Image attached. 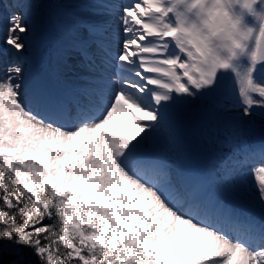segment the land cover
Masks as SVG:
<instances>
[{"label": "snow or ice", "instance_id": "obj_1", "mask_svg": "<svg viewBox=\"0 0 264 264\" xmlns=\"http://www.w3.org/2000/svg\"><path fill=\"white\" fill-rule=\"evenodd\" d=\"M34 2L9 0L14 10L4 42L17 52L25 47L21 34L29 30L24 19ZM161 4L139 0L123 8L124 38L115 60L127 75L118 77L114 91L98 89L99 103L81 107L77 101L74 115L38 87L40 112L26 109L14 83L20 67H9L0 79V264L5 253L16 257L8 264H29L25 249L40 264H264V226L234 217L212 199L182 198L165 164L140 156L169 107L213 88L221 72L201 71L187 50L180 51L186 61L164 55V41L173 36L163 22L171 9ZM7 7L0 0V10ZM68 19L67 39L53 52L57 73L74 54L90 57L88 41L78 35L84 22L75 14ZM256 55L247 82L242 72L235 78L245 117L253 106L264 107V99L253 98H264V86L255 81L264 66V33ZM255 180L264 201V156ZM45 218L58 224H42Z\"/></svg>", "mask_w": 264, "mask_h": 264}, {"label": "rangeland", "instance_id": "obj_2", "mask_svg": "<svg viewBox=\"0 0 264 264\" xmlns=\"http://www.w3.org/2000/svg\"><path fill=\"white\" fill-rule=\"evenodd\" d=\"M124 2L127 3L128 0H124ZM122 3L123 0H57L56 3H53V0H37V2L33 3V14L30 17L26 16L24 19V23L28 26L29 30L26 34H21V42L25 45L24 49L17 52L11 46L7 45L4 42L7 36H4L2 43H0V51L4 55L5 60L12 64L11 66H8L6 63V67H20L22 69L21 74L14 79V83L21 85L20 99L26 109L34 112L30 100H27L29 96L22 88L27 79L34 78V71L32 73L33 66L40 67L44 65L45 69L43 70L47 71L50 75H53L54 77L52 78H54V80L64 84L53 81L54 84L64 86L63 88L70 93L71 97L68 98L69 104L71 101H78L81 107H86V105L89 106L90 102L99 103L98 89L107 87L108 85H110V88L108 89L110 91L118 89L119 84L116 81L122 74L120 72L121 69L117 67L115 59L113 64L107 66V68L106 66L102 67L103 72H101V74L95 73L97 78L91 81H88L87 79L83 80L85 74H83V68L79 65L82 61L76 56L70 58L67 65H63L58 73L55 71V66L53 67V72L51 68H46V66L49 64L50 58L53 57V52L57 46L64 43L67 39L66 34L63 31V26L72 22L68 19V14H75L84 22V26L78 29V35L81 39L85 41L96 40L103 33L107 32L110 34L111 32V29H107L108 31H106L105 28L107 27L102 25L103 19H106L105 16H107L108 13L115 10L116 15L112 17L111 20L113 22L115 20L121 21L124 8ZM115 4L117 6L114 9H111L110 7ZM174 4L177 5V8L176 6L174 7ZM174 4L168 0H164V3H162L163 8L171 9L170 11H167V14L163 17V22L165 21L164 23L168 24L170 28L176 27V22L174 21H176L177 16L181 14V9L183 7L178 2ZM261 5H264V0H258L255 7L256 9H254L253 12H264V7H261ZM94 8H97L98 10L93 11ZM10 11L12 12L13 10ZM234 11L242 17V20L246 21L245 24L242 22L244 26L253 29L254 34L259 31L260 24L255 19L254 15H250L248 11L241 10L238 5L234 7ZM175 13L176 15L173 16ZM88 25L95 26L96 31L90 34ZM117 26L118 22L115 23L114 29H117ZM122 30L123 26L121 31ZM123 35V32L121 33L120 31H117V36H109L111 38L109 39V42L113 50L122 49ZM166 41L169 43V46L166 49L170 58L179 56L182 60H187V57L176 47L173 38L170 42L168 39H166ZM43 46L47 47V52H43ZM252 46L253 42L250 41L248 45L249 51ZM239 63L247 65V58L241 57ZM177 71L180 72L179 69H177ZM258 73L259 71L255 73V78ZM143 74L145 76L156 75L151 73ZM6 75L7 73H3L0 70V77H6ZM233 78L234 76L231 72L221 71L218 73V79L213 88L210 90H201L195 97L190 98V100L188 98L189 101L187 104L177 105L180 112L170 114L168 109L166 122H168L170 126H162L160 130L142 146V148H154L155 152L159 154L161 160L165 161L167 164L173 162L170 166L172 169L168 174L170 179L175 183L173 185L174 187L177 185H180L178 189L181 187V182H179L180 176L182 177L185 173L181 168H192L191 162L186 160V146L188 144L201 143L207 145L215 161L213 163H216V166L223 167L225 165L223 162L224 159L230 156L232 157L233 154H236L235 159L241 164L240 155L242 153L240 154V152L249 151L255 143L254 138L247 133L245 125L249 122H253L264 129V114L262 115L251 111V116L245 117L242 115L244 105L241 103L239 95L234 97L231 94L233 87L234 94H238V85L235 80L232 85L230 84ZM110 80H114V84H111V82H109ZM99 81H104L106 83L102 84L99 83ZM257 84L261 86L258 82ZM253 98L257 100L264 99L260 98L258 94H253ZM233 99H239L237 103L238 105H234ZM198 104L209 106V109L218 119V131L208 132L207 136L203 138L190 135L187 133L185 127L193 107ZM170 107L172 108V106ZM255 108L264 111V107L255 106ZM73 110L74 108L72 109L69 107L68 111L70 112V115L75 114ZM234 126L242 128L243 134L237 135ZM157 135L160 138L161 146L156 145ZM255 148L256 145L254 151L256 150ZM254 163L255 162H252V164L247 166L242 165V167H238L237 163L228 164V167L233 168L234 171L240 169L236 174H232L229 178L223 181V189L231 196H234L239 201H243L245 204L252 206L258 211V213L264 215V201H261L260 199V192L258 190L259 183L255 180V171L258 167L254 166ZM175 164L177 167H180V170L177 168V170L174 169L176 167ZM209 165L213 164L210 163L207 166ZM215 165L214 168H217ZM165 166L167 165L165 164ZM233 170L231 172H233ZM200 177L205 178V182L209 186L210 182L206 177H204V175H200ZM219 189L222 191L221 185H219ZM178 194L181 197H185V195L182 196V193ZM12 257L13 259H16L15 256L12 255ZM24 257L26 261H29V264H40L39 259L34 256L29 249H25Z\"/></svg>", "mask_w": 264, "mask_h": 264}, {"label": "clouds", "instance_id": "obj_3", "mask_svg": "<svg viewBox=\"0 0 264 264\" xmlns=\"http://www.w3.org/2000/svg\"><path fill=\"white\" fill-rule=\"evenodd\" d=\"M183 7L177 16L176 27L169 31L176 47L196 56L197 66L203 72H231L234 78L243 73L247 82L253 65L259 59L256 55L257 42L264 33V12H253L257 0H177ZM241 10L254 15L259 22V31L242 23V17L234 11ZM264 7V6H262ZM253 42L248 50L249 42ZM241 57L247 58V65L239 63ZM259 88V86H255Z\"/></svg>", "mask_w": 264, "mask_h": 264}, {"label": "bare ground", "instance_id": "obj_4", "mask_svg": "<svg viewBox=\"0 0 264 264\" xmlns=\"http://www.w3.org/2000/svg\"><path fill=\"white\" fill-rule=\"evenodd\" d=\"M162 2H164V1H162ZM116 6L117 5L115 4V5H112L110 8L114 9ZM163 6H165V5H163ZM95 10H98V9L94 8L93 11H95ZM104 12H106V11H104ZM10 13H11V11L8 10L7 8H5L3 10H0V43H2L3 37L8 35L7 29H8V18H9V14ZM115 13H116V11L112 10L110 13H108L107 16H105L106 19L105 20L103 19V24L105 26H109V27L113 26V22H111L112 21L111 18L116 15ZM105 29H107V28H105ZM109 39H111V38L107 37L106 33H103L101 36H99L96 39V41L99 44L97 46H93V44L95 43L94 42L95 39L90 40V41H93V44H90V46H92L93 49H90L88 51H90V52H96L97 51L99 53L101 51V49H103L101 45H103L104 47L109 48L110 50H112L110 48V46H109ZM44 50H45V48H44ZM6 63H7L8 66L12 65L11 63H8L5 60L4 55L0 51V70L3 73H7L6 71H7L8 67H6ZM83 73L85 74V79H87L89 81L94 80V79L97 78L95 76L96 72L94 70H92V69L85 70ZM2 78H4V77L3 76L0 77V79H2ZM37 87L38 86H37L35 75H34V78L27 79V81H25L24 86L22 87L26 91L25 93H27L28 96H29L27 100H30L31 104H34V105H37L35 103V91H36ZM63 87L64 86H61L59 84H54L52 82L51 85L50 84L45 85L44 94H42V95L45 98H47L48 100H50V101L51 100H58V98H62V99L63 98H70V94L69 93L67 94L66 89L63 88ZM66 106H67V109H68L69 105L67 103H66ZM86 107H87V105H86ZM173 107H175V106H173ZM163 126H165V124ZM258 148H259V150H258L259 153L261 154V156H263L264 155V146L256 145V149H258ZM146 151L151 152L152 150H146ZM141 152H142V150H141ZM255 160H258V158L255 159ZM211 162H212V160H209L206 163V165L210 164ZM193 165L195 167H193L189 171L185 170V173L182 176L183 181H182L181 187H180V189H177V191H178V193H182V194L185 193L188 199H191L193 196H195L197 199L203 198V196L206 198V196H208L207 195L208 192H206V191H208V188H210V183H209V186H208L206 184V182H205V178L200 177L201 171H202V168H201L202 166L198 165V164H195V163H193ZM208 169L209 170H213V169L218 170L219 168H214V165H209ZM187 174H188V176H187ZM213 174H214V172H213ZM171 183L173 184L174 182L171 181ZM221 184H223V183L221 182Z\"/></svg>", "mask_w": 264, "mask_h": 264}, {"label": "water", "instance_id": "obj_5", "mask_svg": "<svg viewBox=\"0 0 264 264\" xmlns=\"http://www.w3.org/2000/svg\"><path fill=\"white\" fill-rule=\"evenodd\" d=\"M213 123V118L209 112L204 107H201L193 113V117L190 119L189 130L202 133L206 125L211 126ZM255 135L263 141V134L260 130L255 131ZM188 151L195 159H201L204 156V149L201 147L189 146Z\"/></svg>", "mask_w": 264, "mask_h": 264}, {"label": "trees", "instance_id": "obj_6", "mask_svg": "<svg viewBox=\"0 0 264 264\" xmlns=\"http://www.w3.org/2000/svg\"><path fill=\"white\" fill-rule=\"evenodd\" d=\"M0 207H2V202H0ZM41 223L45 224V225L53 224V223L58 224V220L57 221H53V220H50L48 218H45V220L42 221ZM44 235H47V233L41 234V236H44ZM42 243H47V242L43 241ZM61 248H63V246H61ZM12 259H13L12 255H9L7 253H5V255L3 256L4 264H8V262L11 261Z\"/></svg>", "mask_w": 264, "mask_h": 264}]
</instances>
